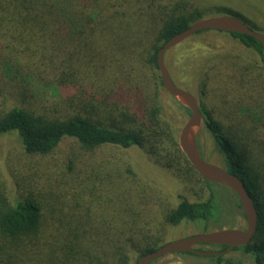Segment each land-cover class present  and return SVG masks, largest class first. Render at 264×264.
<instances>
[{"label":"trees","instance_id":"16d2710c","mask_svg":"<svg viewBox=\"0 0 264 264\" xmlns=\"http://www.w3.org/2000/svg\"><path fill=\"white\" fill-rule=\"evenodd\" d=\"M204 13L187 6L184 0H0V138L15 133L23 151L41 159L53 156L67 140H73L88 152L106 146L137 147L156 164L172 171L177 179L201 180L210 192L204 201L190 202L181 197L179 203L157 213L160 217L157 228L140 229L128 219L111 217L105 223L91 219L87 221L88 227L82 225L81 231L66 227L49 229L42 198L49 194L57 200L54 199V204L63 201L78 177L72 161H67L68 170L63 175L61 169L46 166L48 173H34L43 190L41 194L35 187L36 193L24 191L18 198L0 199V264H137L140 257L170 242L165 240L166 228L182 222H203L206 228L214 224L220 215L215 183L204 180L187 160L176 132L162 117L157 97L148 94L144 119L116 102L108 106L104 99L99 103L103 112H95L97 106L88 100L79 103L76 112L69 113L63 108L64 104L72 108L74 100H69V96H62L52 106L60 107L63 115L45 114L48 107L35 109L31 105L38 101L37 85L55 80L62 89L68 86L67 77L60 70L65 62L72 65L77 58L84 66L93 64L98 68V72L95 70L101 75L95 76L98 81L106 72L112 73L109 81L95 86L99 94L110 90L106 82L114 81V74H118L113 73V67L127 55L131 58V71L139 68L146 76L148 68L157 90H163L157 64L159 49L202 19ZM228 34L255 51L264 70L259 41L249 35ZM229 67L231 64L220 67L223 73L218 78L214 74L206 76L200 83L201 93L207 95L208 81L212 84L218 79L226 84L231 76L224 68ZM249 67L233 68L243 82H251ZM141 73L138 71L140 78L133 86L137 92L146 87L147 79ZM11 88L14 94L10 93ZM198 103L223 157V167L241 179L258 212L253 239L232 251L240 250L250 255L254 264H264V141L254 138L255 146L243 144L234 125H224L207 110L205 103L199 100ZM246 103L239 104L238 108L243 110L240 116L245 114L246 121L264 130V103L252 106ZM46 164L49 163L43 166ZM22 184L36 186L35 180L27 178ZM224 248L219 251H225ZM204 257L210 258L211 264H245L225 255Z\"/></svg>","mask_w":264,"mask_h":264},{"label":"rangeland","instance_id":"374dc122","mask_svg":"<svg viewBox=\"0 0 264 264\" xmlns=\"http://www.w3.org/2000/svg\"><path fill=\"white\" fill-rule=\"evenodd\" d=\"M184 2L189 7L204 11L203 18L234 16L252 29L264 34V0H184ZM122 58L124 61H120L113 67V73H118L114 74V81L106 82V85L111 87L110 90H106L108 93L99 94L95 86H101L108 78H112L110 76L112 73L106 72L101 81H98L95 78L97 75L101 76L100 73H96L98 68L93 67V64L84 66V62L77 61V58L72 65L69 61L65 62L60 70L65 73L68 86L62 89L63 87L61 88L55 80L37 85L36 92L39 96L35 97L38 101L32 102L31 105L35 109L48 107L45 114L63 115L60 107L52 106L62 96H69V100H74L72 108H69L68 104H64V107L62 105L69 113L76 112L78 109L75 107L88 100L91 105L97 106L95 112H103L99 103L104 99L107 100L108 106L116 102L144 119L149 94L152 98L157 97L162 107V117L171 125L178 137L190 111L164 89L157 90L154 76L148 68L146 76L144 70L139 68L131 71L133 69L129 62L131 58L128 55ZM164 62L173 82L205 103L207 110L211 111L212 115L221 120L224 125H234L243 144L249 147L255 146L254 138L257 141H264V130L251 121H246L245 114L240 116L243 110L239 109L241 102H247L249 106L264 103V70L260 68L263 64L255 51L246 48L239 39L227 32L205 30L168 50L164 55ZM227 64H231L232 68H224V70L230 73L231 78L226 81V84L218 82V79L212 84L208 81L207 95H203L200 84L202 80L206 76L211 77L212 74L216 75V78L220 77L223 73L220 67ZM239 65L250 66L248 70L250 83L241 81L238 72L236 75L233 68ZM138 71L142 72L143 79L145 77L147 79L145 90L141 89L140 92L133 87L140 75ZM9 91L14 94L13 88ZM204 118L203 115L202 125L196 130V142L201 157L207 162L223 166V157L212 133L205 125ZM67 161H72L76 165L75 174L78 181L76 180L72 185L76 189L70 188L66 193L67 197L63 199L64 203L58 201L54 204L55 198H50L49 194L44 195L45 199L42 198V200L47 209L45 214L49 229L66 227V229L75 228L81 231L84 229L82 225L88 227L87 221L91 219L94 222L96 220V222L105 223V220L111 217L128 219L130 223H133L132 225H137L140 229L147 226L157 228L160 217L156 214L163 213L179 203L181 197L195 202L204 201L210 195L209 188L201 180L177 179L172 171L156 164L152 157L137 147L122 149L106 146L88 152L73 140H67L53 156L41 159L27 155L17 135L13 133L0 138V199L18 198L24 194V191L36 193L38 188L41 194L43 190L38 185V178L34 177V173L38 172L39 175L48 173L46 166H51L61 169L59 172L63 175L68 170ZM46 162L49 164L44 167L43 164ZM69 176L68 174L65 177ZM25 178L29 181L35 180L36 186L22 184ZM41 183L42 181L39 180V184ZM35 187L37 190L34 189ZM213 189L216 190L220 212L214 224L206 228L203 222H182L177 226L166 228V241L221 228L242 230L246 228V218L238 208L237 196L220 184L215 183ZM195 248L200 251L220 249L207 244H200ZM225 256L245 264H254L252 257L240 250L231 251ZM211 263L208 257L171 253L158 258L151 264Z\"/></svg>","mask_w":264,"mask_h":264},{"label":"water","instance_id":"95a60500","mask_svg":"<svg viewBox=\"0 0 264 264\" xmlns=\"http://www.w3.org/2000/svg\"><path fill=\"white\" fill-rule=\"evenodd\" d=\"M217 30L221 32L249 35L262 46L264 59V34L252 29L239 18L229 15L202 18L189 28L170 38L157 53L158 70L164 90L178 100L189 111L190 115L178 134V144L195 171L206 181L220 184L231 190L239 199L246 218V228H221L197 235L188 236L168 242L156 251L140 257L137 264H151L156 259L171 253H193L201 256L227 255L234 248L245 246L253 239L258 226V212L241 179L228 172L225 167L205 161L196 142V130L202 125L203 114L198 99L190 92L179 88L172 80L164 62L165 53L180 45L197 32ZM200 244L228 246L225 251H200L195 247Z\"/></svg>","mask_w":264,"mask_h":264},{"label":"flooded vegetation","instance_id":"af4514ba","mask_svg":"<svg viewBox=\"0 0 264 264\" xmlns=\"http://www.w3.org/2000/svg\"><path fill=\"white\" fill-rule=\"evenodd\" d=\"M212 246H215V247H218V248H221V247H225L223 250H226L228 248V246H217V245H212ZM219 251V250H218ZM193 254V253H192ZM197 255V254H196ZM201 256V255H199Z\"/></svg>","mask_w":264,"mask_h":264}]
</instances>
